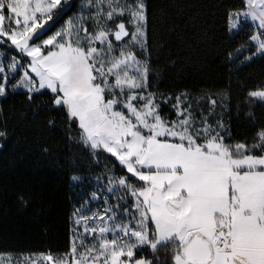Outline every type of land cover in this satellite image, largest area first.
<instances>
[{"label": "snow or ice", "instance_id": "snow-or-ice-1", "mask_svg": "<svg viewBox=\"0 0 264 264\" xmlns=\"http://www.w3.org/2000/svg\"><path fill=\"white\" fill-rule=\"evenodd\" d=\"M68 4L0 0V97L17 75L11 90L29 101L47 90L100 168L69 216L68 250L15 264H264V125L233 141L214 119L223 95L152 89L145 0H84L41 39ZM225 18L229 32L252 29L229 59L264 57V0H240ZM247 100L264 103V82Z\"/></svg>", "mask_w": 264, "mask_h": 264}, {"label": "trees", "instance_id": "trees-1", "mask_svg": "<svg viewBox=\"0 0 264 264\" xmlns=\"http://www.w3.org/2000/svg\"><path fill=\"white\" fill-rule=\"evenodd\" d=\"M82 3L69 0L67 14L44 37L79 14ZM145 3L152 89L188 91L194 97L215 93L217 99L223 95L225 104L214 119L222 120L233 141L251 143L264 125V103L249 102L247 91L264 82V57L245 61L250 55L245 50L235 63L229 59L230 53L236 57L238 48L248 47L252 34L248 25L238 34L228 31L225 13L239 8L240 0ZM8 88L0 97V253L66 252L69 216L83 200L81 190H92L87 177L100 168L78 139L70 138L66 116L48 103L47 90L29 101L24 91ZM74 175L82 177L79 184L71 181Z\"/></svg>", "mask_w": 264, "mask_h": 264}, {"label": "rangeland", "instance_id": "rangeland-1", "mask_svg": "<svg viewBox=\"0 0 264 264\" xmlns=\"http://www.w3.org/2000/svg\"><path fill=\"white\" fill-rule=\"evenodd\" d=\"M76 15H78V14H76ZM71 16H73V15H71ZM71 16H69V17H71ZM69 17H67V18L64 20V22H65ZM64 22H63V23H64ZM63 23H62V24H63ZM62 24H60V25H59L54 31H52L49 35H51L53 32H55L56 30H58V29L61 27ZM47 36H48V35H47ZM47 36H46V37H47ZM46 37H43V38H46ZM43 38H41V39H43ZM9 56H11V55H9ZM0 60H2L4 63H7V57L4 55V53H3L2 51H0ZM16 79H19V76H18V75H17ZM16 79H13V80H10V81H9L8 87H10V90H11V88H12V85H14V84L16 83ZM16 91H24V90H23V89H17ZM93 207H95V205H93ZM0 254H5V256H7V255L10 254L11 257H12L11 264H15V260H16V258L20 256V254H11V253H0ZM0 264H9V261H8L7 259L0 260Z\"/></svg>", "mask_w": 264, "mask_h": 264}, {"label": "water", "instance_id": "water-1", "mask_svg": "<svg viewBox=\"0 0 264 264\" xmlns=\"http://www.w3.org/2000/svg\"><path fill=\"white\" fill-rule=\"evenodd\" d=\"M58 20H59V19H58ZM58 20H56V22H57ZM56 22L51 24L50 30L55 26ZM50 30H49V31H50ZM49 31H47V32L44 34V36H45L46 34H48ZM44 36H42L41 38H43Z\"/></svg>", "mask_w": 264, "mask_h": 264}, {"label": "built area", "instance_id": "built-area-1", "mask_svg": "<svg viewBox=\"0 0 264 264\" xmlns=\"http://www.w3.org/2000/svg\"><path fill=\"white\" fill-rule=\"evenodd\" d=\"M245 25H248V26H250V30H252V29H251V25H249V24H245Z\"/></svg>", "mask_w": 264, "mask_h": 264}]
</instances>
